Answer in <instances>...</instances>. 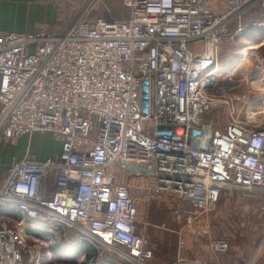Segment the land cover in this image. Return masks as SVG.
Instances as JSON below:
<instances>
[{
    "label": "built area",
    "instance_id": "built-area-1",
    "mask_svg": "<svg viewBox=\"0 0 264 264\" xmlns=\"http://www.w3.org/2000/svg\"><path fill=\"white\" fill-rule=\"evenodd\" d=\"M106 1L83 0L58 33L0 35V146L61 138L56 157L13 159L0 182V264H38L29 240L43 229L74 231L111 262L154 264L147 233L167 229L151 224L153 203L192 228L224 191L264 201V38L238 80L220 66L231 24L239 35L240 16L264 0H117L126 18H91ZM263 249L264 228L245 264Z\"/></svg>",
    "mask_w": 264,
    "mask_h": 264
},
{
    "label": "rangeland",
    "instance_id": "rangeland-1",
    "mask_svg": "<svg viewBox=\"0 0 264 264\" xmlns=\"http://www.w3.org/2000/svg\"><path fill=\"white\" fill-rule=\"evenodd\" d=\"M82 4L83 0H75V2H72L71 6H69L70 9L73 8L76 10L75 16L79 13ZM43 11V16L39 15L38 18L36 15L33 16V13L30 15L31 20H38V22L36 21L37 26L39 22H41L40 26L44 27L46 26L44 24L48 21L47 10L43 9ZM109 13H111L114 18L124 19L128 16V9L117 0H107L105 5L100 4L95 7L90 17H107V14ZM75 16L66 22L63 27H67L74 20ZM254 17L264 19V3L255 6L240 16L242 32L239 33V35H235V30L238 27L237 22H233L230 26L220 55V66L227 70V72L239 62L242 56L241 52L247 45L261 44L263 41L264 34H261L260 32L250 34V31L246 28L250 25ZM248 52L251 54L253 51L251 50ZM243 67L244 69L246 68V66ZM248 67L251 66L248 65ZM234 78H241L240 74H235ZM215 120L223 129L227 118L226 115H224ZM46 133L47 134H40H44L45 136L41 140L36 139V142L33 141L32 145L31 142H29V146L32 149L31 152L36 151L35 154L38 156L39 154H42L41 152H46V154L49 153L51 156H55L58 153L61 138L58 135L48 132ZM49 187L53 188V186ZM246 199H248V197H243L237 192L224 191L221 195L216 211L212 215H209L207 219H202V221L198 222V224L192 228L185 227L183 222L181 223L172 219L168 214V206L163 201L153 203L150 209L151 224H164L167 230L160 232L158 230L156 231V229H149L147 233V241L150 246L152 243H179V240L182 241V243H214L218 239H226L227 243H258L264 228V222L259 229L258 234L255 235L253 229L256 226V223L251 221L253 216H250V214L248 216L239 210L234 211L235 208H243L245 203L249 206L250 202ZM251 207L252 209H255L254 205H251ZM251 207L249 206V208ZM188 231H190V233H188ZM53 232L55 231L53 230ZM179 232L181 233L180 235H178ZM52 234L53 233L47 232L43 229L39 231L40 237L37 243H32V240H29V245L34 244L35 251L37 249L39 251L38 264H82V255H78L77 258H72V254L69 252V250L75 246L74 242L78 241L71 240L73 236L76 235L75 232L70 231L64 234L60 233L58 236ZM50 236L52 238L53 236H56V238L50 240L52 239L49 238ZM95 251V264H118L117 262H111L112 256L105 248L100 247L98 251ZM162 252L165 255H169L167 254L168 250ZM26 264L29 263L26 262ZM89 264H91V261Z\"/></svg>",
    "mask_w": 264,
    "mask_h": 264
},
{
    "label": "crops",
    "instance_id": "crops-1",
    "mask_svg": "<svg viewBox=\"0 0 264 264\" xmlns=\"http://www.w3.org/2000/svg\"><path fill=\"white\" fill-rule=\"evenodd\" d=\"M72 2L74 3L75 0H0V35L11 32L33 33L37 31L41 27V22H39L37 26L36 21L38 22V20H31L30 15L33 13V16L36 15L37 18L39 15L43 16V9H46L48 13V21H45L46 23L44 25L46 26L44 27H46L50 32L58 33L60 30L65 28L63 25L76 14L75 9L69 8ZM224 71L227 70L224 69ZM44 134L22 136L19 137L12 145L6 144L0 146V182L5 177L7 169L13 159H22L26 154H28L32 157H36L37 159L44 160L47 158H54L60 153L61 141L58 153L55 156H51L49 153L46 154V152H41L42 154H39L38 156L35 154L36 151L31 152L32 149L29 146V142H31L32 145L33 141H37L36 139H43L45 136ZM49 190L51 192L52 187H50ZM246 200H249V206L251 207V205H254L255 209H252V207L249 208L247 203L244 201L245 206L243 208L238 207L239 209L235 208L234 211L239 210L248 216L249 214L250 216H253L251 221L256 223L253 230L255 235H257L259 229L263 225L264 214H261L256 208L263 204L264 201L262 199H254L251 201L249 197ZM0 215H6V211L4 209H0ZM11 219L17 221L19 218L17 215H13ZM160 232L162 231L160 230ZM180 234L178 233V235ZM211 245L212 243H182L180 240L179 243H152L151 246L149 244V246L153 248L151 249L154 252V260L152 261L154 264H164L176 259L205 261L209 264H243L247 263L251 259L258 247V243H228L227 251L217 254L213 251ZM167 250V254L169 255H165L162 252H166ZM72 251V249L69 250L71 253ZM78 255L83 256V253H72L71 257L77 258ZM256 264H264V251L257 260Z\"/></svg>",
    "mask_w": 264,
    "mask_h": 264
},
{
    "label": "trees",
    "instance_id": "trees-1",
    "mask_svg": "<svg viewBox=\"0 0 264 264\" xmlns=\"http://www.w3.org/2000/svg\"><path fill=\"white\" fill-rule=\"evenodd\" d=\"M246 28H248V31H250V34H253L254 32H260L261 34H264V29L263 28H257L251 25L247 26ZM245 30V29H244ZM251 199V201H253L254 199H260V198H253V197H249ZM220 202V201H219ZM72 253H83V262L82 264H89V262L91 261V264H95V260H96V256H95V250L92 246H90L88 243H86L85 241H81L80 243H76L75 246L72 248ZM71 253V254H72ZM172 262V261H171ZM170 262H166L164 264H167ZM99 264V263H97Z\"/></svg>",
    "mask_w": 264,
    "mask_h": 264
},
{
    "label": "bare ground",
    "instance_id": "bare-ground-1",
    "mask_svg": "<svg viewBox=\"0 0 264 264\" xmlns=\"http://www.w3.org/2000/svg\"><path fill=\"white\" fill-rule=\"evenodd\" d=\"M262 43V42H261ZM260 45H263V44H253V45H247L245 48H244V50L241 52L242 53V56H241V59L239 60V62L235 65V66H233L232 67V69H230V71H225V73H227V74H235V73H237V71L242 67L241 65H244V63H248L249 61H248V55H249V52L248 51H251V50H254V49H257ZM240 61H243L242 63L243 64H241L240 65ZM238 65H240V66H238ZM219 79H221V77H223V75L221 74L220 76H217ZM236 80H238V78L236 79Z\"/></svg>",
    "mask_w": 264,
    "mask_h": 264
}]
</instances>
